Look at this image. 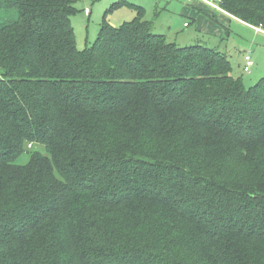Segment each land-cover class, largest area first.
Segmentation results:
<instances>
[{
    "label": "trees",
    "instance_id": "16d2710c",
    "mask_svg": "<svg viewBox=\"0 0 264 264\" xmlns=\"http://www.w3.org/2000/svg\"><path fill=\"white\" fill-rule=\"evenodd\" d=\"M76 2L0 0V264H264V79L134 5L80 50Z\"/></svg>",
    "mask_w": 264,
    "mask_h": 264
},
{
    "label": "rangeland",
    "instance_id": "374dc122",
    "mask_svg": "<svg viewBox=\"0 0 264 264\" xmlns=\"http://www.w3.org/2000/svg\"><path fill=\"white\" fill-rule=\"evenodd\" d=\"M133 5L144 9L145 20L153 23L154 33L164 35L168 42L180 47L199 44L215 47L208 40L213 37L211 34L219 31L215 21L218 13L198 0H77L76 8L79 12L72 17V25L78 49L85 50L95 44L103 21L113 27L133 21L137 16ZM87 8L90 9L89 15L85 14ZM185 23L189 26H185ZM229 37L233 51V56H229L233 75L242 78L247 87L255 86L264 79V35L240 25L236 31L233 29ZM244 49L252 53L255 62L250 73L244 71V56L240 54ZM32 148L47 155L43 145L36 144ZM29 159L30 154H25L18 164H27Z\"/></svg>",
    "mask_w": 264,
    "mask_h": 264
},
{
    "label": "crops",
    "instance_id": "0c3cea01",
    "mask_svg": "<svg viewBox=\"0 0 264 264\" xmlns=\"http://www.w3.org/2000/svg\"><path fill=\"white\" fill-rule=\"evenodd\" d=\"M200 2H202V1H200ZM212 11L218 13L217 14V20H215V21L217 23V27H218L219 31L215 32L214 34H211V36L213 35V37L209 38L208 43H212V45H215V47L213 49L217 50V48H218L219 52L223 53L227 58H229V56H233V51H232V48L230 46V37H229V34H231V32H233V29H234V31H236L240 25H243L245 27L253 29L254 31H256V30L253 28V25H249V24L241 21L240 19L233 17L232 15L228 14L225 11L224 12L218 11V10H215L213 8H212ZM187 25L189 26V24L185 23V26H187ZM256 33L261 34V33H258L257 31H256ZM225 34H226V36L224 38L223 36ZM261 47H263V46L261 45ZM247 52H249V51L247 49H244V51L240 52V54L243 57L244 54Z\"/></svg>",
    "mask_w": 264,
    "mask_h": 264
},
{
    "label": "built area",
    "instance_id": "2783aa9c",
    "mask_svg": "<svg viewBox=\"0 0 264 264\" xmlns=\"http://www.w3.org/2000/svg\"><path fill=\"white\" fill-rule=\"evenodd\" d=\"M198 1H202L203 3L207 4L208 6H210L211 8H213L215 10L224 12V10L214 0H198ZM85 13H86V15H89L90 14V9L87 8ZM253 28L258 33H261L262 35H264V25L253 26ZM244 61H245L244 71L246 73H250L251 69L255 65V62L253 60L251 52H247V53L244 54ZM29 147L31 148L32 145H29Z\"/></svg>",
    "mask_w": 264,
    "mask_h": 264
}]
</instances>
